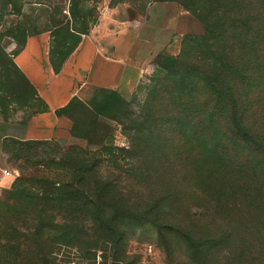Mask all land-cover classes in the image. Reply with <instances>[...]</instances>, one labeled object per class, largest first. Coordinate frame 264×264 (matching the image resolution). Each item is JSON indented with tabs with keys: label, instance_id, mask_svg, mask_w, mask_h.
I'll use <instances>...</instances> for the list:
<instances>
[{
	"label": "trees",
	"instance_id": "16d2710c",
	"mask_svg": "<svg viewBox=\"0 0 264 264\" xmlns=\"http://www.w3.org/2000/svg\"><path fill=\"white\" fill-rule=\"evenodd\" d=\"M163 1L178 2L203 24L204 30L188 36L179 55L164 57L168 72L160 77L144 103L143 110L150 113H142V141L136 148L140 149L141 160L133 169L149 171L180 165L182 175L186 171L189 184L193 183L185 193L201 201L198 204L202 207L189 205L185 211L189 223L181 220L168 230L158 221L174 214L178 193L159 192L153 195L160 201L155 207L158 221L153 224L162 236L172 234L173 243L182 248L191 264H210L211 249L218 245L231 248L228 257L243 248L234 256L236 259L249 248L250 264H264V0ZM69 11L75 15L72 8ZM4 15V9H0V19ZM71 28L77 33L85 32L84 27ZM79 42L66 54L52 48L56 70ZM16 66L23 79L35 88ZM11 89L6 76H0V112L6 120L13 105H25L21 95ZM93 89L97 91L94 98L76 95L59 110L72 118L70 131L77 121L74 110L98 118L105 114L104 106L111 99L105 94L114 92L127 101L113 89ZM41 141L8 133L0 139V147L18 159L28 160L31 151L39 155L38 146L44 143ZM51 154L54 155L49 160H63L65 151ZM80 183L81 187L74 190L75 204L67 209V219L72 222L64 219V214L59 216L62 218L55 214L64 199L53 196L55 190H62L58 180L47 189L39 183L32 188L20 178L5 191L0 198V264H60L51 249L56 238L58 242L67 240L70 245L78 243L83 247L92 244L95 233L103 235L113 230L119 235V230L112 229L109 223L113 218L117 221V217L130 215L103 207L99 190L89 187L86 176ZM199 216L216 226V234L209 241H201V236L191 230ZM89 220L93 227L87 229L84 225ZM63 224L67 228L61 230ZM48 229L57 236L49 237ZM247 230L250 234L244 236ZM227 255H223L224 264L229 262Z\"/></svg>",
	"mask_w": 264,
	"mask_h": 264
},
{
	"label": "rangeland",
	"instance_id": "374dc122",
	"mask_svg": "<svg viewBox=\"0 0 264 264\" xmlns=\"http://www.w3.org/2000/svg\"><path fill=\"white\" fill-rule=\"evenodd\" d=\"M155 3H171L179 8V17L175 21L177 32L169 42L156 39L160 33L171 36L166 32L167 29L144 26L150 15V7ZM70 8L74 10V16L70 14ZM0 9H4L6 14L0 19V76H6L11 92L21 95L19 97L25 104L23 107L13 105L9 120L0 112V139L8 133L24 130L33 115L49 108L37 88L31 87L23 79L16 66V55L29 34L46 31L50 35L51 50H61L64 54L99 26L125 28V35L121 38L125 52L134 42L131 36H144L152 41V48L144 61V76L134 94L126 98L128 102L121 100L114 92H109L104 95L111 96V99L106 101L108 103L104 106L105 114L102 116L92 118L87 112L74 110L77 121L72 131L65 136L37 139L44 142L38 146L40 153L37 156L35 150L29 152L28 160L18 159L0 147V198L20 178L32 188L39 183L47 189L51 187V182L58 180L62 190H55L53 196L61 195L64 199L55 214H58L57 218L64 214L63 218L72 222L67 219L70 216H66L67 209L75 204L72 202L74 190L81 187L80 180L86 176L89 178V187L99 190V202L103 207L109 212L111 210L130 216L122 219L117 217V221L113 218V223H109L112 229L119 230L118 236L113 230L103 235L95 233L92 244L87 246L81 247L78 243L70 245L67 240L58 242L59 238L54 239L51 249L60 264H191L182 248L173 243L172 234L162 236L159 228L153 224L158 221L155 207L160 202L153 195L159 192L171 190L178 193V199L173 203L174 214L163 216L158 221L159 224L163 222L166 229L181 220L189 223L185 217L189 205L202 207L198 204L201 201L196 197L191 199V194L185 193L193 185L189 184L186 171L182 175L180 165L149 171L134 170L133 167L141 160L138 157L140 149L136 148L142 141V113H150L146 112V108L143 110L144 103L160 77L168 72L164 68L167 63L164 57L179 55L184 40L202 32L203 24L178 2L163 0H0ZM164 10H160V15L163 16ZM72 26L84 27L82 30L85 32L77 33ZM62 38L65 40L62 41ZM96 92L90 89L86 98H94ZM55 150L65 151L63 160H49L54 155L51 152ZM74 167L79 168L78 171H74ZM3 168H8L12 173L7 175ZM80 170L87 172L83 174ZM87 186L88 183L84 187ZM197 218L199 220L193 222L191 230L201 236V241H209L216 234L213 233L216 226L207 218ZM84 227H93L92 221L89 220ZM65 228V224L60 226L61 230ZM47 231L49 235L47 232L45 234L49 237L57 236L55 231ZM248 234L249 230L244 236ZM242 249L237 248L228 257L231 248L218 245L211 249L213 258L210 264H224L223 255H227V264H233L234 261L235 264H250L249 248L243 250V256L234 257Z\"/></svg>",
	"mask_w": 264,
	"mask_h": 264
},
{
	"label": "crops",
	"instance_id": "0c3cea01",
	"mask_svg": "<svg viewBox=\"0 0 264 264\" xmlns=\"http://www.w3.org/2000/svg\"><path fill=\"white\" fill-rule=\"evenodd\" d=\"M163 16L160 15V10ZM144 26L150 25L166 30L171 36L160 33V42L171 41L177 32L176 19L179 8L171 3L153 4ZM99 26L84 36L74 51L56 70L52 63L50 35L46 32L29 34L24 46L16 55L18 67L26 74L49 108L39 112L24 130L12 133L23 138L51 139L70 133L73 120L60 114L76 95L87 96L95 87L113 89L125 98L134 94L144 76V61L152 41L144 36H131L133 43L127 52L122 37L124 29ZM161 32V31H160ZM123 50V51H122Z\"/></svg>",
	"mask_w": 264,
	"mask_h": 264
},
{
	"label": "built area",
	"instance_id": "2783aa9c",
	"mask_svg": "<svg viewBox=\"0 0 264 264\" xmlns=\"http://www.w3.org/2000/svg\"><path fill=\"white\" fill-rule=\"evenodd\" d=\"M3 171L7 174L10 175L12 173L11 170H9L8 168H3Z\"/></svg>",
	"mask_w": 264,
	"mask_h": 264
}]
</instances>
